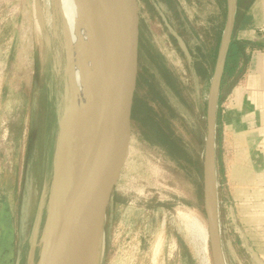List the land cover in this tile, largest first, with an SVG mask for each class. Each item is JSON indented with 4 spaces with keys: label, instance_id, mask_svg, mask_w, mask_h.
Listing matches in <instances>:
<instances>
[{
    "label": "rangeland",
    "instance_id": "rangeland-1",
    "mask_svg": "<svg viewBox=\"0 0 264 264\" xmlns=\"http://www.w3.org/2000/svg\"><path fill=\"white\" fill-rule=\"evenodd\" d=\"M63 2L0 0V264H38L50 222L61 210L57 186L70 161L77 88ZM138 4V113L108 208L99 263L214 264L200 163L205 186L211 67L226 3ZM80 17L88 25L85 13ZM81 49L85 59L88 50ZM203 70L205 76H198ZM216 138L215 126L216 223L225 264L231 257L237 259L233 264H259L248 253H226L228 242L242 249L236 231L264 228V222L223 220ZM174 145L184 152L173 151ZM189 214L200 219L205 243L195 244L184 230L181 217ZM251 242L264 258V239L253 236Z\"/></svg>",
    "mask_w": 264,
    "mask_h": 264
},
{
    "label": "water",
    "instance_id": "water-1",
    "mask_svg": "<svg viewBox=\"0 0 264 264\" xmlns=\"http://www.w3.org/2000/svg\"><path fill=\"white\" fill-rule=\"evenodd\" d=\"M109 2L112 10L114 49L103 119L80 188L66 210L55 212L38 264L87 262L104 231L108 208L128 155L139 77V4L138 0ZM236 4L237 0H228L227 22L212 78L218 79L217 101L226 55L234 31ZM183 49L190 57L185 45ZM212 142L214 146V138ZM67 180V187L72 188L70 175ZM207 197L205 162L206 213Z\"/></svg>",
    "mask_w": 264,
    "mask_h": 264
},
{
    "label": "bare ground",
    "instance_id": "bare-ground-1",
    "mask_svg": "<svg viewBox=\"0 0 264 264\" xmlns=\"http://www.w3.org/2000/svg\"><path fill=\"white\" fill-rule=\"evenodd\" d=\"M63 10L69 16L70 40L74 66L77 72L75 105L69 131L70 161L66 167L64 181L61 183L60 188L57 186V204L61 210H66L80 188L97 141L110 85L114 40L112 10L109 0H64ZM83 13H85L88 25L82 23L80 14L82 15ZM83 46L84 49L88 50L85 59L81 57V48ZM217 86L218 79L212 80L209 93L210 137L205 157L208 190L207 215L211 231L210 242L214 264H225L219 244V231L216 223V220H218V200L216 194L214 146L212 144L217 111ZM68 175L71 176L72 188L67 187ZM181 219L184 230L195 244L198 243L197 245H200L202 240H204V243L206 242V236L202 238L205 229L200 219L190 214L182 215ZM206 245L208 244L206 243ZM100 246L101 237L85 264H100L101 252H98L101 251L99 250L102 248Z\"/></svg>",
    "mask_w": 264,
    "mask_h": 264
},
{
    "label": "crops",
    "instance_id": "crops-1",
    "mask_svg": "<svg viewBox=\"0 0 264 264\" xmlns=\"http://www.w3.org/2000/svg\"><path fill=\"white\" fill-rule=\"evenodd\" d=\"M225 3L226 26L228 0ZM248 14L251 25L238 31L237 39L251 43L249 60L243 77L220 105L221 135L216 138L219 199L227 214L223 220L234 224L264 222V35L257 33L264 28V0H254ZM235 233L242 249L228 242L226 253H248L264 264L251 242L253 236L264 239V228ZM228 259L230 264L237 261Z\"/></svg>",
    "mask_w": 264,
    "mask_h": 264
},
{
    "label": "trees",
    "instance_id": "trees-1",
    "mask_svg": "<svg viewBox=\"0 0 264 264\" xmlns=\"http://www.w3.org/2000/svg\"><path fill=\"white\" fill-rule=\"evenodd\" d=\"M220 4L223 2L225 3V0H218ZM254 0H237L236 4V15H235V25H234V31L232 35V40L228 49V53L226 55V61L224 65V71L220 82V89H219V97H218V111L216 115V135L217 138L221 135V122H220V105L223 102V100L231 93V91L234 89L236 84L239 82V80L243 77L247 63L249 60L247 49L249 47H252L251 43L247 41H240L237 39V33L238 31L242 29H246L251 25V17L249 16L248 12L252 5ZM223 24L219 27L221 31L216 33L217 40H216V48L214 50L215 57L212 61V67L211 72L214 73L217 57L219 54L221 41H222V34L224 31L225 26V20H226V9L223 12ZM207 71L203 70L201 72H198V76H205V73ZM137 113H138V107L137 103L135 101L134 103V109H133V121L137 119ZM161 134L163 135V131H161ZM164 143L170 142L166 139H163ZM173 151L178 150L181 154L184 151L182 148H176V145L173 146ZM200 175L202 180V199H204V164L203 162L200 163ZM203 201V200H202Z\"/></svg>",
    "mask_w": 264,
    "mask_h": 264
},
{
    "label": "built area",
    "instance_id": "built-area-1",
    "mask_svg": "<svg viewBox=\"0 0 264 264\" xmlns=\"http://www.w3.org/2000/svg\"><path fill=\"white\" fill-rule=\"evenodd\" d=\"M257 33L260 34V35H264V28H263V29H259V30L257 31Z\"/></svg>",
    "mask_w": 264,
    "mask_h": 264
}]
</instances>
